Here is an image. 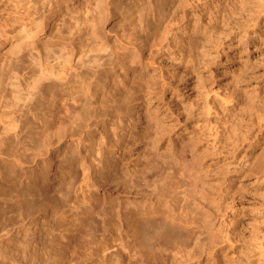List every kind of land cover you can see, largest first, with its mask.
Instances as JSON below:
<instances>
[{
  "label": "rangeland",
  "instance_id": "374dc122",
  "mask_svg": "<svg viewBox=\"0 0 264 264\" xmlns=\"http://www.w3.org/2000/svg\"><path fill=\"white\" fill-rule=\"evenodd\" d=\"M47 1L0 0V200L77 236L22 264H264V0Z\"/></svg>",
  "mask_w": 264,
  "mask_h": 264
},
{
  "label": "bare ground",
  "instance_id": "6f19581e",
  "mask_svg": "<svg viewBox=\"0 0 264 264\" xmlns=\"http://www.w3.org/2000/svg\"><path fill=\"white\" fill-rule=\"evenodd\" d=\"M56 1V0H55ZM197 1V0H196ZM203 1V0H202ZM62 2V0H60L58 2L57 5H55L53 3L52 0H48L45 4V10L47 16L50 15L49 13H53L55 12V10L57 9V7L60 6V3ZM173 2V0H172ZM64 6L68 7L67 4L65 3V0H63ZM62 4V3H61ZM63 5V4H62ZM57 6V7H56ZM45 14V13H44ZM53 15V14H51ZM43 16V15H42ZM45 16V15H44ZM42 18V17H41ZM42 20V19H41ZM45 20V19H44ZM44 20L42 21V23H45ZM37 22V21H36ZM49 23V22H48ZM38 24V23H37ZM41 24V22H40ZM27 25V24H26ZM31 25V24H30ZM47 25V24H45ZM25 28V27H24ZM43 28V27H42ZM38 29L39 25L37 27H31L28 31H25V35L19 37L20 39H26V38H32V36H34L36 33H38ZM196 39V38H195ZM198 41V40H197ZM195 42V41H194ZM194 44V43H193ZM196 46V45H194ZM133 60V59H132ZM129 65V64H127ZM122 66V65H121ZM114 68V67H113ZM131 68V67H130ZM67 70V69H66ZM116 70V69H115ZM125 70V69H124ZM63 71V70H62ZM61 71V72H62ZM64 73V72H63ZM62 73V74H63ZM120 73V71H119ZM65 75H62L64 80H67V73H64ZM58 75V74H57ZM69 75V74H68ZM101 75V74H100ZM55 76V75H54ZM61 75H59L60 77ZM105 76V75H104ZM49 78V77H48ZM115 78V77H114ZM50 79V78H49ZM56 80L59 78H55ZM94 79V78H93ZM118 79V77H117ZM55 80V81H56ZM125 80V79H124ZM59 81V80H58ZM57 81V82H58ZM62 82V80H60ZM106 81V80H105ZM138 81V80H137ZM142 81V80H141ZM49 82V81H48ZM67 82V81H66ZM92 82V81H91ZM111 82V81H110ZM114 82V81H113ZM134 82V81H133ZM70 83V82H69ZM115 83V82H114ZM41 84V83H40ZM51 84V83H50ZM56 85V84H55ZM61 85V83H60ZM108 85V84H107ZM116 85V84H115ZM133 85V84H132ZM54 86V85H53ZM105 86V85H104ZM41 87V86H40ZM46 87V86H45ZM85 87V86H84ZM90 87V86H89ZM88 87V88H89ZM116 87V86H114ZM66 88V87H65ZM131 88V87H130ZM40 89V88H39ZM53 89V88H52ZM59 89V88H58ZM117 89V88H115ZM132 89V88H131ZM114 90V89H113ZM40 91H42L40 89ZM86 91V90H85ZM36 92V91H35ZM31 95V98L28 99L29 102L28 105V114H23L25 111H23L22 113H20V116H23L22 118L24 119V122H26V120H35L38 119L40 124L42 125L43 123L46 125H51L52 122L54 120H56V116L57 113H59L60 110L66 109V112H69L70 109L69 108V101H68V96L64 95V93L61 95L60 99L57 101H52V111H51V115L50 117L42 115L43 113L41 112V107H43L42 105L40 106L41 101L44 100V95L43 94H39L38 91L37 93H35ZM43 92V91H42ZM108 92V91H105ZM120 92V91H119ZM125 92V90H124ZM32 93V92H31ZM51 93V92H49ZM45 94V93H44ZM133 93H131L132 95ZM135 94V93H134ZM49 95V94H48ZM55 95V94H54ZM70 96H72L70 94ZM103 96V95H102ZM106 96V95H104ZM115 96V95H114ZM128 96V95H127ZM126 96V97H127ZM30 97V96H29ZM51 97V96H50ZM58 97V96H57ZM56 97V98H57ZM125 97V98H126ZM55 98V97H53ZM59 98V97H58ZM72 98V97H71ZM109 98V97H107ZM113 98V97H112ZM142 98V97H140ZM73 99V98H72ZM104 99V98H103ZM51 100V99H50ZM54 100V99H53ZM110 100H112L110 98ZM127 100V99H126ZM131 100V99H130ZM102 101V100H101ZM113 101V100H112ZM44 102V101H43ZM106 102V101H105ZM116 102V101H115ZM76 103V102H75ZM111 103V102H110ZM129 103V102H128ZM127 103V104H128ZM27 104V103H26ZM42 104V103H41ZM116 104V103H114ZM126 104V103H125ZM44 105V104H43ZM111 105V104H110ZM121 105V104H120ZM47 106V105H46ZM108 106V105H107ZM64 108V109H62ZM37 109L39 110L37 112ZM22 109H20L21 111ZM26 110V109H25ZM68 110V111H67ZM31 111V112H30ZM49 111V110H48ZM39 112H41L39 114ZM62 111H60L61 114ZM19 114V113H18ZM46 114V112H45ZM15 115V114H14ZM62 115V114H61ZM12 116V115H11ZM10 116V117H11ZM16 116V115H15ZM7 117V116H5ZM59 117V116H58ZM14 118V117H13ZM13 118L11 117L12 121ZM18 118V117H17ZM23 119L21 120H17L15 117V120H17L18 122L21 121L20 123L23 122ZM17 121L15 122V124L17 123ZM24 122L22 124H24ZM21 124V125H22ZM43 124V125H44ZM20 125V124H17ZM16 125V126H17ZM54 125V124H53ZM52 175V174H51ZM53 179V177H51ZM54 180V179H53ZM41 189V188H40ZM39 195V194H38ZM3 199V198H2ZM2 200H0L1 202ZM7 204V203H6ZM10 205H2V202L0 204V237L3 238L4 240L7 241V245L4 247L5 253L8 256H15L16 258V263L18 264H22L24 259H26L27 255H33V258L35 261L38 262V260L40 259V256L43 254V252L47 253L49 252L52 248L58 246V245H54L56 242H58L59 240L61 241L62 239H75L77 234H75L74 232H70L68 230V228H65L64 230H61L58 232V234L54 235L53 232V228L52 225H55V223H50L51 221L47 220L46 217L40 219V217L38 216H28L29 218H26V216H21L20 218L16 219L14 217H12V215L8 214V209ZM31 206V205H30ZM42 217V216H41ZM72 229V228H70ZM77 231V229H76ZM55 236V237H54ZM61 252L63 254L66 253V246H61L58 248V251L56 253V257L55 259H58V253Z\"/></svg>",
  "mask_w": 264,
  "mask_h": 264
}]
</instances>
